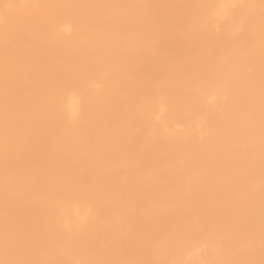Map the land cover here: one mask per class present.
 Wrapping results in <instances>:
<instances>
[{"label":"bare ground","instance_id":"6f19581e","mask_svg":"<svg viewBox=\"0 0 264 264\" xmlns=\"http://www.w3.org/2000/svg\"><path fill=\"white\" fill-rule=\"evenodd\" d=\"M0 264H264V0H0Z\"/></svg>","mask_w":264,"mask_h":264}]
</instances>
